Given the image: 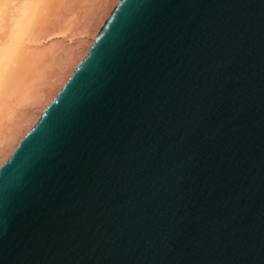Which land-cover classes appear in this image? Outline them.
Masks as SVG:
<instances>
[{"label":"water","instance_id":"water-1","mask_svg":"<svg viewBox=\"0 0 264 264\" xmlns=\"http://www.w3.org/2000/svg\"><path fill=\"white\" fill-rule=\"evenodd\" d=\"M0 264H264V0H119L0 167Z\"/></svg>","mask_w":264,"mask_h":264},{"label":"rangeland","instance_id":"rangeland-1","mask_svg":"<svg viewBox=\"0 0 264 264\" xmlns=\"http://www.w3.org/2000/svg\"><path fill=\"white\" fill-rule=\"evenodd\" d=\"M42 3L0 87V149L1 141L32 112L34 97L41 90L48 93L56 87L60 67L64 64L69 68L79 58L82 46L91 39L90 33L112 0ZM0 36L4 37L3 31Z\"/></svg>","mask_w":264,"mask_h":264},{"label":"bare ground","instance_id":"bare-ground-1","mask_svg":"<svg viewBox=\"0 0 264 264\" xmlns=\"http://www.w3.org/2000/svg\"><path fill=\"white\" fill-rule=\"evenodd\" d=\"M119 0H112L103 13V16L97 22L96 28L91 34V39L87 45L82 46L81 54L78 56L73 64L60 67V71L56 75V87L50 88L49 92L41 90L35 97V104L32 112L28 113L25 119L22 120L17 129L8 133L5 140L1 141L0 149V167L11 157L13 151L28 133V131L40 120L44 109L51 103V101L58 95L59 91L66 84L70 76L75 71L76 66L86 55H88L90 47L94 43L107 17L111 14L114 7ZM42 0H0V34L3 31L4 37L0 36V87L10 69V64L14 57L21 50V42L24 35L29 31L30 24L32 25L35 16H37L38 9ZM43 4V3H42ZM68 64V63H67ZM63 71V72H62ZM6 78V79H5ZM16 125V124H15Z\"/></svg>","mask_w":264,"mask_h":264}]
</instances>
